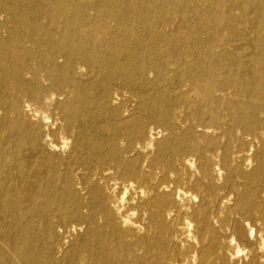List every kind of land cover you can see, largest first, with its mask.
<instances>
[{
	"label": "bare ground",
	"instance_id": "obj_1",
	"mask_svg": "<svg viewBox=\"0 0 264 264\" xmlns=\"http://www.w3.org/2000/svg\"><path fill=\"white\" fill-rule=\"evenodd\" d=\"M0 264H264V0H0Z\"/></svg>",
	"mask_w": 264,
	"mask_h": 264
}]
</instances>
